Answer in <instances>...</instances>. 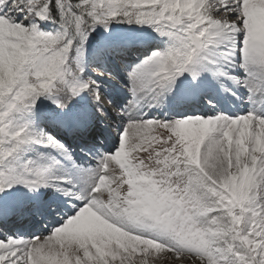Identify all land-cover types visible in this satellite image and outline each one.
<instances>
[{"label": "snow or ice", "instance_id": "6c2138e0", "mask_svg": "<svg viewBox=\"0 0 264 264\" xmlns=\"http://www.w3.org/2000/svg\"><path fill=\"white\" fill-rule=\"evenodd\" d=\"M114 22L166 38L101 42L123 107L102 87L112 73L83 61ZM167 101L181 110L148 115ZM194 101L211 107L189 114ZM45 118L84 141L83 162ZM101 123L108 150L89 140ZM45 213L46 231L10 228ZM0 264H264V0H0Z\"/></svg>", "mask_w": 264, "mask_h": 264}]
</instances>
